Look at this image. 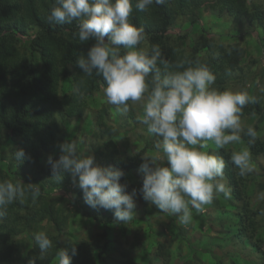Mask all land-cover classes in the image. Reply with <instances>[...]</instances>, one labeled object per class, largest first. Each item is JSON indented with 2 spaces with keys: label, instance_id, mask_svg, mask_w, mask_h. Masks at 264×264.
Masks as SVG:
<instances>
[{
  "label": "clouds",
  "instance_id": "1",
  "mask_svg": "<svg viewBox=\"0 0 264 264\" xmlns=\"http://www.w3.org/2000/svg\"><path fill=\"white\" fill-rule=\"evenodd\" d=\"M167 0H54L47 11L49 23L57 25L76 22L74 36L80 43L94 41L87 54L76 61L83 75L75 86L74 96L83 100L87 94L86 79H102L101 91L105 102L115 106L122 115L136 111V120L146 126L155 139L152 150L143 153L144 173L140 192L144 201L163 213L178 218L182 226L193 224V210L203 213L221 194L230 199L232 190L225 176L226 162L216 150L230 145H253L260 133L242 119L244 109L258 102L247 89L232 90L216 87V75L206 62L185 54L169 60L159 44L144 46L146 34L130 20L134 7L148 12L153 5H165ZM107 37V41L106 38ZM259 83V82H257ZM264 91V88L261 89ZM78 139L60 145L58 160L48 158L52 167L51 180L59 183L70 174L74 185L83 192L84 202L92 208L113 210L117 222L130 223L135 216L134 197L121 183L125 173L113 167H102L94 155L85 156ZM86 150L91 151L86 146ZM22 164L30 159L24 149L13 152ZM167 161L169 166H162ZM231 163L237 175L245 177L255 172L248 146L233 150ZM42 195L35 183L7 179L0 181V223L7 217V207L16 202H35ZM256 199L264 201V191ZM34 244L41 249L43 260L55 248L46 231L33 233ZM77 254L67 248H57L54 264H72Z\"/></svg>",
  "mask_w": 264,
  "mask_h": 264
},
{
  "label": "trees",
  "instance_id": "2",
  "mask_svg": "<svg viewBox=\"0 0 264 264\" xmlns=\"http://www.w3.org/2000/svg\"><path fill=\"white\" fill-rule=\"evenodd\" d=\"M53 3L54 0H0V167L8 162V170L14 176L10 177L13 181L23 178L26 183L29 181L39 184L42 191V195L35 202L29 199L25 203L16 202L7 207V217L0 223V264H14L16 257L22 254V249L27 247L22 236L27 235L30 230H37L38 225L44 220L50 221L54 226L55 233L48 234L58 248H67L71 255V249L75 246L77 254L72 257V264L106 262L104 258L108 247L106 244L102 253L96 254L103 243L105 233L101 238L99 236L91 242L73 244L61 241L60 233L64 232L68 221L61 206L65 205L67 200L49 194L55 193L58 188L63 190L67 185H72L74 203L85 209V217L107 229L108 223L99 217L104 209L92 208L84 202L83 192L73 184L70 174H65L59 183L51 180V164L44 163L45 154L54 155L53 160H58L62 155L60 149L58 150L60 128L56 113L62 114L63 119L83 117L88 109V97L93 96L100 87L98 77L84 78L87 81L85 98L81 101L74 96L75 86L83 75L82 69L76 64L77 58L81 54L86 55L95 42L78 41L74 36L77 31L76 22L64 25L49 23L46 14ZM213 4L223 6L236 16L248 17L250 21L261 23L264 21V11L250 12L246 7V0H167L165 5H153L148 12L138 11L134 7L130 20L137 27L144 28L149 48L153 44H159L166 58L176 61L185 54L175 45L176 42L172 43L167 37L173 14H183L186 9L192 11L195 7ZM32 32L34 34L27 41V36ZM213 47L214 45L203 40L200 46L194 48V54L187 56L191 59L201 58V61L206 62L217 77L215 86L223 87L230 75L236 72L243 54L239 49L226 52L225 49H221L224 52L220 56L222 59L219 60L210 53ZM202 48L210 51L207 57L200 56ZM66 78L70 79L74 91L63 94L60 98L61 80ZM263 104L260 99L255 104H249L244 109L243 117L264 115ZM108 114L107 108L99 111L97 125L99 129L106 125ZM248 139L246 136L243 137L246 143ZM153 141H145L143 152L152 147ZM249 147L253 156H264V141L257 139L255 144ZM18 149H24L30 159L19 164L13 157V152ZM7 150L11 153L10 156L5 155ZM217 155L225 159L228 185L238 204H241L240 214L245 226L240 231L248 232L251 226V237L256 239L253 225L257 221V216L263 212L261 209L251 208L247 189L249 180L246 176L237 175L238 169L230 161L231 152L222 149ZM138 157V154L133 158L116 157L105 163L122 170L126 175L141 168L137 161ZM7 179L9 176L0 170V181ZM44 194L50 196L44 197ZM139 239L140 235L136 236L135 243ZM258 241L256 240L254 244L257 249L260 247L259 243L262 246V242ZM132 248L134 250L135 244L129 250L122 251L118 248L121 260L117 264H131L129 255ZM40 255L41 249L33 242V246L26 251L24 264H29V260ZM44 256L43 260L37 259L36 264L54 263L52 253L50 255L45 253ZM260 259L264 260V257Z\"/></svg>",
  "mask_w": 264,
  "mask_h": 264
},
{
  "label": "rangeland",
  "instance_id": "3",
  "mask_svg": "<svg viewBox=\"0 0 264 264\" xmlns=\"http://www.w3.org/2000/svg\"><path fill=\"white\" fill-rule=\"evenodd\" d=\"M210 6H198L192 11L186 9L183 14H173L167 37L172 43L176 42L175 45L187 55L194 54V48L200 46L203 40L214 45L212 52H209L219 60L222 59L220 56L224 52L221 49H225V52L231 49L241 50L243 58L240 56L242 59L239 61L240 65L236 67V72L230 75L223 87L218 88L234 91L247 89L263 103L264 91L261 89L264 88V21L262 23L250 21L248 17L236 16L223 6H215V4ZM246 7L250 12L264 11V0H246ZM33 34L34 32L27 36V41ZM105 39L107 41V37ZM144 46L149 47L147 40ZM209 52L206 48H202L199 54L204 58ZM98 80L99 90L88 97V109L83 117L63 119L62 114L56 113L60 128L57 139L58 150L61 144L79 138L85 142L81 145V150H85L83 154L94 155L96 163L102 167H110L105 163L110 159L133 158L136 154L139 156L137 161L142 164L140 155L145 153L143 152L145 141H153L154 137L147 132L146 126L138 123L135 109L127 115H122L115 106L105 102L101 91L103 81L99 77ZM60 87V98L63 94L74 91L70 79L67 78L61 80ZM103 108H107L109 114L106 116V125L99 129L98 114ZM243 121L246 125L254 126L261 134L258 140L264 141L263 114L246 115ZM109 130L111 132H108ZM86 146L90 147L91 151L86 150ZM241 146L249 147L242 139V144L230 145L223 150L232 152ZM150 150L152 147L146 152ZM220 150H216V154ZM5 155L10 156L11 153L7 150ZM45 155L44 163L47 164L48 158L54 155ZM252 159L256 170L246 176L249 180L247 186L249 201L253 210L261 209L263 212L257 216V221L253 225L256 239L251 237V226L248 232L240 231L245 224L240 214L241 204H238L233 193L230 199L223 198L221 194L212 205L206 206L203 213H196L193 210V224L187 227L180 225L175 215L163 213L156 206L143 200L140 189L144 173L139 167L128 172L121 179V183H128L126 190L128 193L133 189L137 193L134 197L136 217L128 224L117 222L113 210L104 209L99 215L108 223L106 230L102 224L85 217V209L74 203L75 194L72 185H67L63 190L58 188L55 193H49L67 200L65 205L61 206L64 215L68 217L64 232L60 233L61 241L73 244L82 241L91 242L99 236L101 238L105 233L103 243L96 252L101 254L104 245L108 246L104 254L107 262L105 264H117L121 260L118 248L122 251L129 250L134 244L135 248L134 250L132 248L129 255L131 264H264V260L260 259L264 257V201L256 199L257 193L264 191V156L252 155ZM12 161L13 158L10 162ZM162 166L169 165L164 161ZM0 170L7 174L9 179L14 178L8 170V162L2 164ZM20 180L26 183L23 178ZM43 196L49 197L46 194ZM41 230L55 233L50 221L44 220L38 225L37 230H30L27 235H23V242L27 247L22 249V254L16 257L14 264L25 263L26 251L33 246V233ZM138 234L140 239L135 243ZM256 240L262 242V246L259 243L258 249L254 245ZM57 248L58 246L55 245L52 250L53 255Z\"/></svg>",
  "mask_w": 264,
  "mask_h": 264
}]
</instances>
